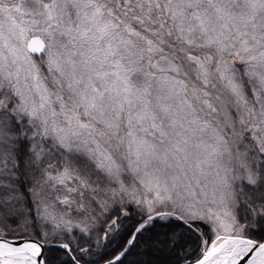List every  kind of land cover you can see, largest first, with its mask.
<instances>
[{
    "label": "snow or ice",
    "instance_id": "obj_1",
    "mask_svg": "<svg viewBox=\"0 0 264 264\" xmlns=\"http://www.w3.org/2000/svg\"><path fill=\"white\" fill-rule=\"evenodd\" d=\"M0 264H264V0H0Z\"/></svg>",
    "mask_w": 264,
    "mask_h": 264
}]
</instances>
